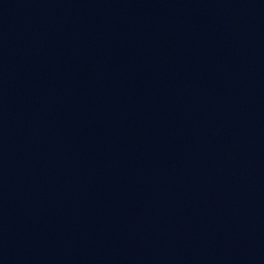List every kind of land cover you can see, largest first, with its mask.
I'll return each mask as SVG.
<instances>
[{
    "label": "water",
    "instance_id": "obj_1",
    "mask_svg": "<svg viewBox=\"0 0 264 264\" xmlns=\"http://www.w3.org/2000/svg\"><path fill=\"white\" fill-rule=\"evenodd\" d=\"M0 264H264V0H0Z\"/></svg>",
    "mask_w": 264,
    "mask_h": 264
}]
</instances>
